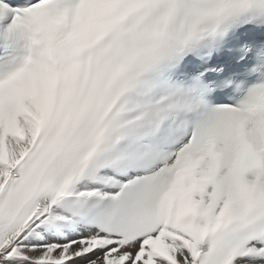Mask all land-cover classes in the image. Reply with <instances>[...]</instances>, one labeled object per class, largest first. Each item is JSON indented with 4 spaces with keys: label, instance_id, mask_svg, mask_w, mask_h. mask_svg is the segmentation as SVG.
<instances>
[{
    "label": "snow or ice",
    "instance_id": "1",
    "mask_svg": "<svg viewBox=\"0 0 264 264\" xmlns=\"http://www.w3.org/2000/svg\"><path fill=\"white\" fill-rule=\"evenodd\" d=\"M0 264H264V0H0Z\"/></svg>",
    "mask_w": 264,
    "mask_h": 264
}]
</instances>
